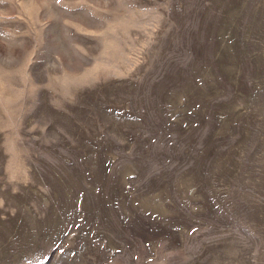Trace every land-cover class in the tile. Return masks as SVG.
Wrapping results in <instances>:
<instances>
[{
    "label": "rangeland",
    "instance_id": "374dc122",
    "mask_svg": "<svg viewBox=\"0 0 264 264\" xmlns=\"http://www.w3.org/2000/svg\"><path fill=\"white\" fill-rule=\"evenodd\" d=\"M0 264H264V0H0Z\"/></svg>",
    "mask_w": 264,
    "mask_h": 264
}]
</instances>
